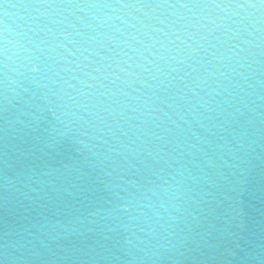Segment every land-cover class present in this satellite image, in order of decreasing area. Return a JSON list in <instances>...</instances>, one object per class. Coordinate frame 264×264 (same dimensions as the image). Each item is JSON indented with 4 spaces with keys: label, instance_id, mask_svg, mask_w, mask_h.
<instances>
[{
    "label": "water",
    "instance_id": "95a60500",
    "mask_svg": "<svg viewBox=\"0 0 264 264\" xmlns=\"http://www.w3.org/2000/svg\"><path fill=\"white\" fill-rule=\"evenodd\" d=\"M0 264H264V0H0Z\"/></svg>",
    "mask_w": 264,
    "mask_h": 264
},
{
    "label": "clouds",
    "instance_id": "9594fccd",
    "mask_svg": "<svg viewBox=\"0 0 264 264\" xmlns=\"http://www.w3.org/2000/svg\"><path fill=\"white\" fill-rule=\"evenodd\" d=\"M32 71H33V72L38 71L37 66H36L35 64L32 65ZM120 207H122L125 211H127L128 208H129V204H128V203H122V204L120 205Z\"/></svg>",
    "mask_w": 264,
    "mask_h": 264
}]
</instances>
